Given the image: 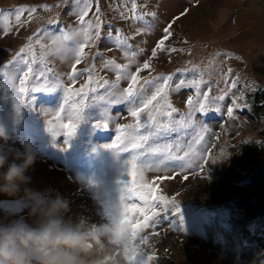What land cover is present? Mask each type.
Wrapping results in <instances>:
<instances>
[{
    "label": "rangeland",
    "instance_id": "374dc122",
    "mask_svg": "<svg viewBox=\"0 0 264 264\" xmlns=\"http://www.w3.org/2000/svg\"><path fill=\"white\" fill-rule=\"evenodd\" d=\"M135 2L138 13L154 14L145 17L151 30L143 34H137L142 22L121 16V13L131 16V0H91L92 8L85 19L95 20L98 5L101 35L92 46L85 47V57L75 65L77 72L84 75L73 85L67 79L75 64L72 45L82 42L77 35L78 16L72 12L79 7L75 0H0V64L13 61L20 49L29 45L30 37L46 29L40 37L45 48L44 66L51 69L50 75L61 85L57 87L56 82H51L53 92L33 93L31 106L25 104L21 109L19 122L15 102L7 92L0 93V129L4 132L0 148L8 153V162L14 159V150L22 152L25 144L36 154L26 173L29 182L14 196L0 193V225L24 219L38 226L46 219L50 203L61 198L67 201V207L60 213L64 224L88 237L87 248L77 253L79 264H254L258 254L251 236L260 233V220L237 215L222 202L249 189L240 169L243 152L256 147L264 157V143L259 139L264 118L250 113L246 97L264 76V0ZM44 6L51 11H45ZM21 7H35L37 12L30 23L17 27L15 9ZM6 22L11 27L8 34L3 31ZM169 24L171 36L165 41V50H157L153 58L152 51ZM117 30L127 38L129 53H137L128 69L130 73H135L146 61L151 63L150 69L140 72L137 85L138 89L147 88V95L154 89L144 85L145 80L172 75L173 86L179 79L198 76L201 93L208 91L210 85L213 100L225 97L218 101L221 111L198 116L199 120L193 122L195 131L177 124L178 131L164 137V142L184 144L185 140L191 143L189 136L194 139L203 133L200 151L205 153L206 162L202 170L196 166L200 160L197 154L192 158L191 170L145 173L146 180L155 182L159 190L156 195L168 197L170 205L173 201L179 204L182 228L169 214L167 219L157 217L158 223L141 232L139 217L133 221L131 217L109 213L101 202L106 191L116 188L125 162L133 154L131 150L118 152L103 147L115 140L118 128L135 124L128 113V103L118 102L130 79L117 82L114 66H104L106 61L129 63L124 50L117 47L114 39H108L109 34L115 38ZM49 35L56 38V44H52ZM64 35L71 39L64 41ZM31 46L39 59L41 45L33 40ZM172 48L178 51L169 52ZM85 69H90L98 81L94 85L98 92L94 103L85 105L84 119L65 146L63 136L53 139L48 131L49 122L60 135V121L56 117L63 106V88L79 89L84 85L88 79ZM7 73L15 74L12 65L6 69ZM105 80L115 87H99ZM233 82L235 88L231 87ZM189 96L195 103L198 98L195 89L183 87L177 92L170 88L169 100L178 110L174 119L188 113ZM227 107L234 108L231 118L227 116ZM100 119L109 122L107 129L95 126ZM149 143L156 146L152 141ZM25 189L30 196H25ZM118 195L116 191L112 193L117 201ZM157 210L163 213L162 208ZM142 236L148 237L146 244L140 243Z\"/></svg>",
    "mask_w": 264,
    "mask_h": 264
},
{
    "label": "snow or ice",
    "instance_id": "6c2138e0",
    "mask_svg": "<svg viewBox=\"0 0 264 264\" xmlns=\"http://www.w3.org/2000/svg\"><path fill=\"white\" fill-rule=\"evenodd\" d=\"M75 5L79 7H75L72 12L78 16L80 28L77 30V35L82 37V42L78 43V45H72L74 47L75 64L67 79L73 85L79 76L84 75V73L77 72L75 65L80 64L85 57V47L92 46L99 39L102 27L98 5L96 7L94 21L85 19L92 8L91 0H75ZM44 10L51 11V8L44 6ZM36 12L37 8L35 7L15 9L16 26L22 27L26 23H30ZM130 12V17L124 13H121V16L124 19H132L143 23V27L137 29V34H143L145 30H151V25L145 17L154 14L138 13L135 0H131ZM50 23L52 22L50 21ZM170 28L171 24L164 29V37L158 41L156 48L152 51L151 55L153 58L156 57L157 50H165V41L171 36ZM3 31L5 34L11 31V27L7 22L5 23ZM46 31L48 30H42L34 37H30L29 45L22 47L13 61L0 64V93L4 94L7 92L11 96L12 101L15 102L17 122H19L21 109L25 104L29 107L31 106V96L33 93L53 92L51 82H56L57 87H61L56 81V78L50 75L51 69L44 66L43 53L45 48L40 37ZM49 39L52 44H56L57 41L54 36L49 35ZM63 39L64 41H69L71 38L64 35ZM108 39H114L117 47L124 50L125 57L129 59V63L125 65L115 64L114 61H106L104 66H114L117 70V82L121 79H130L129 86L123 91L121 99L118 102L128 103V113L134 118L135 124L118 128L116 130L118 134L115 135V140L111 144L103 146L108 150L118 152H128L131 150L133 154L125 162V170L121 174L122 178L117 181L116 188L106 191L103 194L101 202L104 205L105 211L109 213L120 214L126 218L131 217L133 221L139 217L141 232L158 223L157 217L167 219L169 214L180 222L182 228L183 217L180 214L181 209L179 204L173 201L170 205L168 197L162 194L156 195L155 193L159 190L156 188L154 181L149 182L145 179V173L146 171L160 172L169 169L191 170L192 158H195L197 154H199L200 160L196 166L202 170L206 162L204 160L205 153L200 151L202 142L204 141L203 133L196 135L194 139L189 136L191 143L185 140L184 144L164 142V137L172 132L178 131L177 124L182 128L191 127L195 131L193 122L199 120L198 116L213 110L221 111L218 106V101H223L225 97L220 96L217 100H213L209 95L211 90L210 85L208 91L201 93V80L198 76L179 79L173 86L172 75L157 76L154 80H145L144 85L151 86L154 89L149 96L146 94L148 91L147 88L142 86L138 89L137 85L140 83V72L151 68L150 61L144 62L142 67L137 68L135 73H130L128 69L135 60L137 53L135 51L129 53L127 49H130L131 46L128 44L127 38L123 37L119 30H117L115 38L109 34ZM33 40L35 43L41 45L42 55L39 59L31 46V41ZM168 51L176 52L178 50L172 48L168 49ZM25 54H28L27 57ZM9 65L13 66V72L15 74H6V69H8ZM85 72L88 73V79L79 89H75L74 87L63 88V106L60 107L56 117L60 121V135H57L56 130L51 127V122H49L50 126L48 131L51 133L53 139L55 140L57 137L63 136L65 138V146H68V142L75 136L78 127L84 119L87 110L85 105L94 103V98L98 92V87L94 86L98 85V81L94 80L91 75V70L85 69ZM6 75L7 78H5ZM180 75L184 76L185 74L181 73ZM104 86L115 87V85H108V81L106 80L103 81V84H99V87ZM183 87L195 89L198 98L194 103L193 98L189 96L187 100L188 113L174 119L173 114L177 113L178 110L173 107L169 100V90L171 88L178 92ZM231 87L235 88L236 83L233 82ZM233 104H236L235 100H233ZM212 105L217 106L213 108L211 107ZM226 111L229 118L233 117V107H227ZM95 126L107 129L109 122L107 120L101 121L100 119ZM142 129L145 131L142 132ZM3 135V129H0V136ZM150 141L155 143L156 146L153 147L149 143ZM124 177H127V179ZM114 191L119 193L118 201L112 197ZM159 208L163 209V213L157 210ZM147 240V236H142L140 243L146 244ZM137 255L139 256L140 253H137ZM151 258L149 257L148 259L150 260Z\"/></svg>",
    "mask_w": 264,
    "mask_h": 264
},
{
    "label": "clouds",
    "instance_id": "9594fccd",
    "mask_svg": "<svg viewBox=\"0 0 264 264\" xmlns=\"http://www.w3.org/2000/svg\"><path fill=\"white\" fill-rule=\"evenodd\" d=\"M35 158L33 148L25 144L22 152L14 150V159L9 163L8 153L0 148V193L16 195L29 182L26 173ZM25 196H30L27 189ZM66 207L67 201L57 198L38 226L24 219L0 225V264H79L77 253L87 248L88 237L64 224L60 213Z\"/></svg>",
    "mask_w": 264,
    "mask_h": 264
},
{
    "label": "trees",
    "instance_id": "16d2710c",
    "mask_svg": "<svg viewBox=\"0 0 264 264\" xmlns=\"http://www.w3.org/2000/svg\"><path fill=\"white\" fill-rule=\"evenodd\" d=\"M246 97L250 113L264 118V76L260 85L248 92ZM259 139L264 143V127L259 131ZM243 154L240 169L249 189L227 198L222 205L244 218L260 220V233L251 237L258 254L254 264H264V157L259 155L256 147L248 148Z\"/></svg>",
    "mask_w": 264,
    "mask_h": 264
}]
</instances>
